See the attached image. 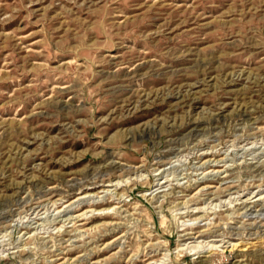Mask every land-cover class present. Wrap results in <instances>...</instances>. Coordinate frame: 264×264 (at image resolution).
I'll return each mask as SVG.
<instances>
[{"label":"rangeland","instance_id":"1","mask_svg":"<svg viewBox=\"0 0 264 264\" xmlns=\"http://www.w3.org/2000/svg\"><path fill=\"white\" fill-rule=\"evenodd\" d=\"M0 264H264V0H0Z\"/></svg>","mask_w":264,"mask_h":264},{"label":"bare ground","instance_id":"2","mask_svg":"<svg viewBox=\"0 0 264 264\" xmlns=\"http://www.w3.org/2000/svg\"><path fill=\"white\" fill-rule=\"evenodd\" d=\"M241 114H242V113H241ZM239 115H240V114H239ZM240 120H241V119H240ZM202 121H203V120H202ZM200 122H201V121H200ZM205 122H206V120H205ZM198 123H199V122H198ZM207 123H209V122H207ZM210 123H211V122H210ZM205 124H206V123H205ZM208 125H209V124H208ZM201 126H202V125H201ZM205 126H206V125H205ZM199 127H200V124H197V125L195 126L194 129H195V130H198ZM202 129H203V127H202ZM202 129H201V130H202ZM205 129H206V128H205ZM202 131H203V130H202ZM92 212H93V211H92ZM203 249H204V248H203ZM205 249H206V248H205ZM201 251H202V250H201ZM201 251H200V252H201Z\"/></svg>","mask_w":264,"mask_h":264}]
</instances>
